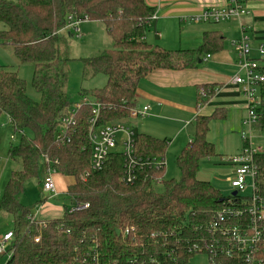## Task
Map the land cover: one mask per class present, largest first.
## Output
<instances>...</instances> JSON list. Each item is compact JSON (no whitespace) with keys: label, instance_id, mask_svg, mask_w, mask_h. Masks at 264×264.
I'll list each match as a JSON object with an SVG mask.
<instances>
[{"label":"trees","instance_id":"trees-1","mask_svg":"<svg viewBox=\"0 0 264 264\" xmlns=\"http://www.w3.org/2000/svg\"><path fill=\"white\" fill-rule=\"evenodd\" d=\"M153 14L145 0H0V45L11 48L18 66L32 67L31 85L39 95L36 101L30 99L17 73L0 67V114L8 118L13 132L21 133L18 144L8 148L15 169L0 196V212L11 218L13 226L5 264H169L170 256L177 257L176 264H186L194 256L189 248L201 238L208 239L206 226L226 197L210 183L199 181L197 173L201 160L216 157L206 136L209 124L223 119L222 113L195 118L193 138L174 160L176 180L163 179L167 142L142 134L133 135L134 153L151 165L136 169L131 186L123 182L120 152H111L100 171L90 170L92 149L86 129L92 108L82 103L83 98L99 106L96 128L126 126L141 80L155 71L195 69L204 54L220 48L216 34H204L195 50L167 51L143 42ZM68 17L101 24L112 47L80 60L84 79L101 75L105 84L89 94L81 91L75 124L58 140L60 120L73 108L65 91L69 60L59 51L67 32L73 37L64 29ZM61 31H66L65 37ZM254 60L264 73V58ZM200 90L201 102L214 94L211 87ZM263 109L261 101L253 125L261 135ZM255 160L264 189V153ZM48 168L72 179L66 190L70 208L65 207L59 219L39 222L18 199L25 183ZM81 205L88 207L73 210ZM215 262L242 264L223 256Z\"/></svg>","mask_w":264,"mask_h":264},{"label":"built area","instance_id":"built-area-1","mask_svg":"<svg viewBox=\"0 0 264 264\" xmlns=\"http://www.w3.org/2000/svg\"><path fill=\"white\" fill-rule=\"evenodd\" d=\"M249 12L241 7L236 0H227L221 8L210 7L200 15L190 18L193 23H214L228 22L229 20H240L248 16ZM155 19V15L149 18V22ZM79 21L67 18L64 29L71 31L73 36H80ZM243 33L244 30L241 29ZM235 51L238 65L243 72L242 76H235L232 84L239 87V90L247 102V116L243 125L247 128L246 133H242V139L245 146L238 155L232 156L228 161L232 168L233 176L229 188L235 196L231 194L226 197V201L221 208L216 211L213 219L206 226L208 239L201 238L193 244L189 251L194 255L203 254L207 258V264H216V258L225 257L230 260H240L242 264H264V189H262L259 175V165L255 158L263 151L258 146H252L250 140L254 133L253 125L257 122V109L261 101L256 96V90L264 87V73L260 72V64L251 58L250 44L243 36L231 43ZM257 58H264V46L257 48ZM200 96H204L201 91ZM82 103L89 105L92 117L86 129L87 138L92 152L90 158L91 172L100 171L111 152H114L119 137L121 146V155L124 159L123 182L132 185L136 179V169L151 165L148 161L144 162L138 159L134 153V141L132 131L125 125H107L102 128H96V119L99 113V106L96 102H90L87 98L82 99ZM79 104L60 120V133L57 136L61 140L66 129L75 124L74 116L79 110ZM149 107L144 106L141 109H132L130 118H146ZM260 115H264V109ZM246 134L249 136L246 138ZM251 136V138H250ZM10 136V140H12ZM44 162L47 159L44 158ZM156 166L161 167V163ZM165 166V164H164ZM54 169L48 168L44 171L42 180V192L46 194L54 193V187L50 178ZM86 178V176H85ZM260 184V185H259ZM88 205H81L73 210L86 209ZM12 239V233H5L0 239V256L9 257L8 249ZM38 241V238L34 239ZM177 257L169 258V264H176ZM172 261V262H171ZM131 264H137L136 261ZM146 264V263H141ZM149 264H165L151 261ZM218 264V263H217Z\"/></svg>","mask_w":264,"mask_h":264},{"label":"crops","instance_id":"crops-1","mask_svg":"<svg viewBox=\"0 0 264 264\" xmlns=\"http://www.w3.org/2000/svg\"><path fill=\"white\" fill-rule=\"evenodd\" d=\"M236 2L245 8L249 15L240 20L232 19L228 22L214 24L193 23L190 18L200 15L210 7L221 8L227 3V0H145V4L154 10L153 15H155V19L149 23V27L154 30L159 38H161V33L156 30H158L160 22L162 30L163 26H165H162V22H165L171 26L173 23L178 24L179 30H187L190 33V39L194 40L193 45L191 47H182L181 50L197 49L201 45L204 34L219 35L221 42L219 50L209 54V56L204 54L202 61L197 63L195 69L180 72L155 71L150 74L139 82L135 99V109L139 110L144 106L149 107L148 116L142 120L154 118L156 121L173 123L178 128L174 137L148 135L158 140H165L167 149L175 152V158L191 142L194 135V120L198 115L210 116L217 111L222 113L224 115L223 119L212 121L209 124L206 139L214 147L216 154L214 159L220 162L225 159L223 164L229 168L231 177L233 172L227 161L232 156L238 155L242 148L238 144V148L232 146L234 148L229 153H226L224 147V152L220 154L216 150L218 144L212 138L213 130H216L217 133L221 131L223 137L228 133L231 136L239 135L247 116L246 99L241 94L239 87L232 84V79L235 76H242L243 72L239 68L231 43L238 40L243 34L250 44L251 58L253 59H257L258 46H264V0H236ZM0 28L1 32L3 30L1 24ZM241 29L244 30L243 33ZM60 34L65 37L66 31H61ZM145 38L144 34L143 42L146 43ZM201 87L214 89L213 96L206 102H201L197 98L202 91L200 90ZM258 93L259 97L258 95L256 96L260 101L264 102L262 98L264 89H259ZM171 115H176L178 119H172ZM3 116L9 122L8 118L5 115ZM131 124V121H129L126 126L133 130ZM197 179L203 181L198 177ZM61 216L46 219L35 218L39 222H45L59 219Z\"/></svg>","mask_w":264,"mask_h":264},{"label":"rangeland","instance_id":"rangeland-1","mask_svg":"<svg viewBox=\"0 0 264 264\" xmlns=\"http://www.w3.org/2000/svg\"><path fill=\"white\" fill-rule=\"evenodd\" d=\"M160 24L161 22L156 31L161 33V38L155 34L151 27L146 29L145 41L147 44L162 47L167 50H179L182 47H191L193 45L194 40L190 39V33L187 30H179L178 24L173 23L171 26L168 23L162 22V26L165 25L162 30ZM80 25V36L68 38L64 44L61 43L59 46L61 57L69 60L66 65L67 83L65 91L72 107L81 103V91L89 94L88 92L94 89H100L105 84V79L101 75L84 79L81 73L80 60L90 58L100 51L110 50L112 47L101 24L83 21ZM164 31H166V33H164ZM0 67H6L9 68V70L15 71L18 77L25 82L26 95L32 100H38L39 95L31 85L33 75L32 67L29 65L18 66L13 58L12 50L8 46H0ZM257 92H259V89L256 90V95L259 97V93L257 94ZM262 98L264 100V96H262ZM90 101L93 103L92 100ZM3 115H0V196L3 194L12 170L15 168V164L11 162L7 156L8 148L10 145H17L21 139V133L13 132L9 122ZM171 118L178 119L176 115H171ZM129 121L132 123L133 130L131 131L134 136L144 134L156 137H163V135L174 137L178 130L175 124L156 121L154 118L142 120V118L138 117L132 118V120L129 119ZM246 130L247 128L242 126L239 135L236 134L231 136L228 133L225 137H223L221 131L217 133L216 130H213L212 138L218 144L216 150L221 154L225 149L226 153H229L232 148H238V144L243 148L245 142L242 139V133L245 134ZM253 130L254 133L252 134V138L250 136V143L254 147H260L264 153V135L257 133L255 128ZM10 136L13 137L11 141L9 140ZM23 136L29 137V134L24 133ZM119 137L118 135L115 140V143H117L116 152H121ZM245 137L248 138L249 136L246 134ZM175 156V152L169 149L166 150L164 158L165 168L163 172V179L165 181L176 180L178 178V171L174 163ZM223 162H225V159L221 162L214 158L201 160L197 177L200 180L208 181V183L218 190L222 197H227L232 193V190L229 188L231 174L229 168L224 165ZM43 178L44 176L39 172L37 178L29 179L24 185V192L20 195L18 202L24 207H30L31 214L38 219L62 215L65 207L70 208L69 200L66 197V190L67 187L72 184V179L64 177L58 172H51L50 178L54 187V193L50 195L42 192ZM42 198L45 199V201L41 203ZM12 229L11 218L0 212V239L5 233L11 232ZM7 259V255L1 256L0 264H5ZM186 264H207V258L203 254H196L192 256Z\"/></svg>","mask_w":264,"mask_h":264},{"label":"water","instance_id":"water-1","mask_svg":"<svg viewBox=\"0 0 264 264\" xmlns=\"http://www.w3.org/2000/svg\"><path fill=\"white\" fill-rule=\"evenodd\" d=\"M67 36H68V38H71V35H70L69 32H67ZM231 195H232V196H235V193L233 192ZM117 234H119V232H117Z\"/></svg>","mask_w":264,"mask_h":264}]
</instances>
